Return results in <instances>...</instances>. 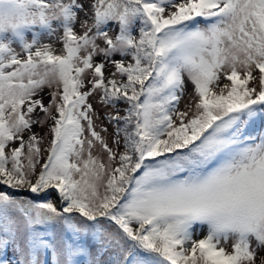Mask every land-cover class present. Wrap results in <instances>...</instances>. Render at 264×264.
<instances>
[{"label":"snow or ice","instance_id":"obj_1","mask_svg":"<svg viewBox=\"0 0 264 264\" xmlns=\"http://www.w3.org/2000/svg\"><path fill=\"white\" fill-rule=\"evenodd\" d=\"M0 264H264V0H0Z\"/></svg>","mask_w":264,"mask_h":264},{"label":"rangeland","instance_id":"obj_2","mask_svg":"<svg viewBox=\"0 0 264 264\" xmlns=\"http://www.w3.org/2000/svg\"><path fill=\"white\" fill-rule=\"evenodd\" d=\"M46 42H47V41H46ZM55 46L57 47V49H59V47H60L59 44H56ZM189 87H190V86H189ZM46 91H47V90H46ZM44 100H45V103H47L48 97H47L46 95L44 96ZM91 102L93 103V107L96 108L97 111L101 113V115H103V112L106 111V110L100 108V107L98 106V104H97V102H96L95 99H93ZM121 107H123V105H121ZM180 107H181V108L183 107V102L181 103ZM97 123H100V122H97ZM103 123L105 124V126H108V127H109V131H111V126L107 125V122H106V121H104ZM34 131H41V129L34 127ZM50 198L53 199V200L56 199V194H55L54 191L52 192V196H51ZM202 235H203V233H201V236H202ZM197 238H199V237H197ZM8 257L11 258V252L8 253Z\"/></svg>","mask_w":264,"mask_h":264}]
</instances>
